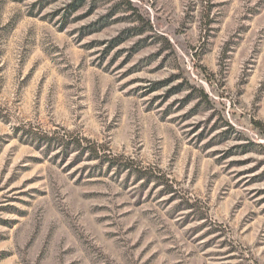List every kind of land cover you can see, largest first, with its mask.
<instances>
[{"label": "rangeland", "instance_id": "rangeland-1", "mask_svg": "<svg viewBox=\"0 0 264 264\" xmlns=\"http://www.w3.org/2000/svg\"><path fill=\"white\" fill-rule=\"evenodd\" d=\"M0 264H264V0H0Z\"/></svg>", "mask_w": 264, "mask_h": 264}, {"label": "trees", "instance_id": "trees-1", "mask_svg": "<svg viewBox=\"0 0 264 264\" xmlns=\"http://www.w3.org/2000/svg\"><path fill=\"white\" fill-rule=\"evenodd\" d=\"M20 1V0H17ZM32 130H29L31 137L33 141L37 142V146L40 147H45L46 149H51L52 147L59 146L62 148V150H67V151H76L80 150L78 152V156L83 153L87 152V157L90 159H96L100 157L107 156L106 152L103 149L98 148L94 143L91 142H86L85 145L82 146V141L79 139H70L66 138L63 139L60 138L59 136H55L54 133H47V132H42V131H36V132H31Z\"/></svg>", "mask_w": 264, "mask_h": 264}]
</instances>
